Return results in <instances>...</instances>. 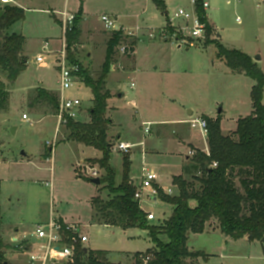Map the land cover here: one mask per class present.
<instances>
[{"label": "rangeland", "instance_id": "1", "mask_svg": "<svg viewBox=\"0 0 264 264\" xmlns=\"http://www.w3.org/2000/svg\"><path fill=\"white\" fill-rule=\"evenodd\" d=\"M169 2V18L179 10L193 9L191 0ZM204 2L209 5L205 11L207 20L216 30L211 40L248 55L264 74V0ZM17 7L25 10V18L8 33L25 37L23 52L28 67L10 89L8 110L0 113V232L6 245L5 258L9 264L14 261L20 264V254L28 248V238L12 241L16 228L36 240V227L63 221L82 225L88 238L84 248L108 252L111 264H140L141 254L146 257L153 252L147 232L139 235L134 230L106 227L93 212V200L99 197L106 201L109 193L107 183L99 186L92 183L93 169H97L98 179L106 177L104 170L91 164L94 159H102V153L69 142V131L66 127L57 130V112L50 106L41 105L38 110L29 106L34 102L32 92L44 88L59 93L63 99L79 100L81 107L76 109V119L89 123L93 107L91 90L78 84L63 91L56 60L47 55L48 51L61 49L64 34L57 21L63 20L64 13L84 15L80 27L84 26L87 38L81 40L83 46L78 48L77 55L94 79L101 73L106 43L113 33L105 28L102 16L114 17L119 24L141 31L136 70L131 59L135 40L125 38L116 49L117 70L108 77L113 94L108 110V118L112 120L108 141L113 145L122 141L137 145L127 154L112 150L110 165L116 173L117 185L122 181L125 156L129 159L135 156L140 164L134 177L140 183L145 152V167L157 174L161 188L171 189L172 177L181 174L182 163L190 156L189 142L203 152L207 150V140L199 129L191 128L192 133L189 132L188 121L205 116L215 120L221 115L223 132L229 135L240 119L251 114V93L256 81L231 71L218 58L216 44L208 45L207 40L200 47L186 49L149 39L150 31L143 26L151 29L163 26L167 17L152 0H20ZM46 43H49L47 52L43 50ZM123 46L128 47L125 55ZM41 54L45 55L44 64L37 63ZM0 79L6 82L4 77ZM122 94L124 97L120 98ZM24 115L28 121L23 119ZM146 128L150 133L145 134ZM54 143L51 154L50 146ZM197 175L200 179L201 174ZM193 187L200 189V184L194 181ZM146 206L155 214L151 222L155 225L172 214V208L160 202ZM218 230V223L213 220L207 233L189 234V249L207 255L199 264H264V244L247 238L233 240Z\"/></svg>", "mask_w": 264, "mask_h": 264}, {"label": "trees", "instance_id": "2", "mask_svg": "<svg viewBox=\"0 0 264 264\" xmlns=\"http://www.w3.org/2000/svg\"><path fill=\"white\" fill-rule=\"evenodd\" d=\"M153 3L158 10L165 11L162 0H153ZM196 10L206 25L207 44H216L218 58L231 71L256 81L251 93L253 110L249 116L238 121L232 135L223 134L221 115L215 120L206 116L202 118L208 125L209 154L196 151V155L184 166L183 175L173 178L174 195L156 188L157 198L172 208L171 216L157 225L148 221L147 212L135 200L137 187L130 179L129 156L123 159L124 172L119 185L110 165L114 145L108 141V131L112 125V120L107 116L108 103L112 95L107 88V78L111 66L116 63V49L124 41L123 34L121 31L113 32L107 43L101 73L96 79L76 59L77 48L81 45V14L75 16L73 28L66 39L68 60L80 67L79 77L93 94L90 122L83 124L69 119L65 126L70 133L68 141L101 152L102 159L92 160L91 164L106 172V177L99 179L100 185L107 183L109 198L106 201L99 197L94 199L93 209L104 225L147 232L153 245V252L149 250L153 257L150 264H199L207 255L189 249V234L207 233L208 225L213 220L218 223L221 233L233 240L247 238L254 243L264 239V74L248 55L228 50L217 40H211L213 29L200 3ZM24 18L22 8L2 6L0 0V76L6 80L0 79V113L8 110L10 89L27 69L28 59L23 55L24 36L8 33ZM136 45L137 40L132 46ZM33 103L50 106L53 112L58 113L60 97L39 89ZM49 153L52 154L51 149ZM214 163L217 164L215 168L212 167ZM198 173L201 174L200 179ZM194 181L200 184V189H194ZM5 246L0 232V264H9L5 258ZM106 256V252H86L83 246L77 245L74 264H111Z\"/></svg>", "mask_w": 264, "mask_h": 264}, {"label": "built area", "instance_id": "3", "mask_svg": "<svg viewBox=\"0 0 264 264\" xmlns=\"http://www.w3.org/2000/svg\"><path fill=\"white\" fill-rule=\"evenodd\" d=\"M13 0H1V4L9 5ZM200 3L204 11L209 9V5L204 0H191L192 11L179 10L171 18L168 19V25L164 29H160L155 32H151L148 38L151 40L161 39L169 43H174L178 48H197L200 47L207 39L206 25L202 23L198 13L197 5ZM101 21L103 22L106 29L112 32L121 31L123 34V39L134 38L137 40L140 33V29L136 30L130 29L126 31L120 28L118 20L114 17L108 15L102 16ZM75 22V16L69 15L67 13L63 14L62 27H63V42L62 47L57 52L48 51L47 55L57 58V67L60 73L61 87L63 91L71 90L75 85L82 83L79 77L80 67L78 65H73L68 60L67 54V34L72 30ZM49 43H46L43 50L47 52ZM128 47L123 46L122 54L125 55ZM38 64L45 63V55L41 54L37 58ZM135 85H132L134 88ZM81 107V102L79 100H69L60 97V105L57 113L58 128L65 127L69 119L76 120V109ZM23 119L28 121L27 115L23 116ZM190 128L200 130L201 135L207 140L208 138V125L205 120H190L188 121ZM30 124L33 125L32 122ZM149 128L145 129V133H149ZM49 146V144L47 143ZM55 146V143L50 146ZM137 145H130L124 142H120L114 145L113 151L118 153L127 154L130 153ZM209 154V150L205 152ZM145 152L142 156V166L140 170V183L136 186L135 200L140 203L141 209L146 211L143 207L144 204V193L146 191L150 192L147 197L152 199L157 197V190L154 188V184L157 181V175L154 171L149 170L145 167ZM190 156L194 157L196 151H190ZM213 168L217 167V164L212 165ZM91 177L96 179L99 177L98 171L93 169ZM169 194V193H168ZM147 212L148 221L152 222L155 220V214L149 210ZM34 236L39 240L43 248L39 252H34L30 256L29 264H58L60 262H71L75 260V249L77 245H84L88 242V238L83 233V229L80 225H69L62 222L50 221L46 225H40L36 227ZM152 255L143 256L141 254L140 264H150L152 261Z\"/></svg>", "mask_w": 264, "mask_h": 264}, {"label": "crops", "instance_id": "4", "mask_svg": "<svg viewBox=\"0 0 264 264\" xmlns=\"http://www.w3.org/2000/svg\"><path fill=\"white\" fill-rule=\"evenodd\" d=\"M153 1V0H152ZM163 1V3H164V5H165V11H161V13L163 14V15H166L167 17H166V23L163 25V26H160V27H155V28H149V27H147V26H143L144 28H145V31H150L149 33H151V32H155V31H158V30H160V29H164L165 27H167V25H168V19H169V16H168V13H167V11H169V9L171 8L170 7V2H169V0H162ZM18 2H20V1H13L12 3H10L9 5H12V6H15V7H17V3ZM2 6H4L3 4H2ZM156 7V6H155ZM19 8H21V7H19ZM23 9V8H22ZM156 9H157V7H156ZM24 10V9H23ZM158 10V9H157ZM25 11V10H24ZM158 16V15H157ZM83 17H84V15L82 16V20H81V22H80V24H79V28H80V30H81V39H80V41L83 39V42H84V40H85V38H87V36H85L86 35V30L84 29V26H82V27H80V25H81V23H82V21H83ZM159 17V16H158ZM153 19H154V16H153ZM59 22H62L61 20H59ZM208 23H209V20H208ZM119 24V23H118ZM210 25V24H209ZM119 26H120V28H122V29H124V30H126V31H129L130 30V28H128V26L124 23V24H119ZM211 26V25H210ZM212 27V26H211ZM213 28V31H214V34H215V32H216V30H215V28L214 27H212ZM141 32V31H140ZM88 33H91V32H88ZM112 34L113 33H110V35H109V37H108V40H107V43H108V41H109V39L111 38V36H112ZM149 35V34H148ZM25 38V37H24ZM138 39V42H137V45L134 47V51L135 52H133V56H132V60L134 61V70H136V58H137V56L139 55V47H138V43H140L141 42V37H140V35H139V37L137 38ZM155 41V40H154ZM156 41H158L159 42V44H164V45H169V44H171V43H169V42H167V41H163V40H161V39H156ZM107 43H106V46H107ZM26 45V39H25V44H24V46ZM81 46H83V43H82V41H81V45L80 46H78V48L79 47H81ZM61 47H62V45H61ZM77 48V52L79 51V49ZM155 48H157V49H159V47H155ZM60 49H56V51L55 52H57V51H59ZM106 50H107V48H106ZM23 55H24V57H26L25 56V53L23 52ZM106 56V55H105ZM88 57L91 59L92 58V56H91V53H88ZM27 58V57H26ZM28 59V58H27ZM76 59H77V61L79 62V64L83 67V69H85V70H88V68H86L84 65H82L83 63L78 59V55H77V53H76ZM55 60H57V58H55ZM105 61V60H104ZM104 64V63H103ZM56 65H57V61H56ZM27 67H28V65H27ZM116 67V65L114 64V65H112L111 66V72H110V74L112 73H115L116 72V70H117V68H115ZM56 68H57V71L59 72V69H58V67L56 66ZM133 70V71H134ZM88 72H89V70H88ZM109 74V75H110ZM109 77V76H108ZM79 85H83V83H80ZM80 88V87H79ZM107 88H108V90L111 92V95H113L112 94V91H111V89H110V87H109V84H108V78H107ZM39 89H42V90H44V91H46V92H49V93H52V94H54L56 97H62L59 93H57V92H52V91H48V90H46V89H44V88H38L37 90H35V91H33L32 93H35L34 94V96H33V98L36 96V94H37V91L39 90ZM31 94V93H30ZM122 97H124V95L122 94V95H120V98H122ZM111 100V99H110ZM110 102V101H109ZM29 103V102H28ZM31 104H33L34 106L33 107H31ZM29 103V106L31 107V109L32 110H38L39 109V107H41V104H34V103ZM108 106H109V103H108ZM110 107V106H109ZM108 110H109V108H108ZM190 117L193 115V112H190ZM108 116V115H107ZM210 118H212V117H210ZM77 120V119H76ZM89 122H90V118H89ZM221 129H222V132H223V121L221 122ZM237 129V128H236ZM236 129L235 130H232L231 132H230V134L229 135H232L235 131H236ZM189 132H191L192 131V129L189 127ZM149 133H150V130H149ZM192 133V132H191ZM146 134V133H145ZM223 134L225 135V133L223 132ZM120 141H122V140H120ZM69 142H71V141H69ZM122 142H124V141H122ZM120 143V142H119ZM125 143V142H124ZM189 146H190V151H201V152H203L200 148H198V147H196L193 143H190L189 142ZM88 148V147H87ZM207 150H208V144H207ZM207 150H205V152L207 151ZM193 157L192 156H189V157H186L185 158V160L183 161V163H182V167H181V174L179 175V176H181V175H183V168H184V166L187 164V163H189L190 162V160L192 159ZM89 160H92V159H89ZM94 160H98V159H94ZM86 161H88V160H86ZM130 162H131V169H130V178H132V182H134L135 183V185L136 186H139V184H138V181H136L135 180V178L134 177H137V172L139 173V166H140V164H138V162L136 161V157L135 156H133V157H131V159H130ZM97 170V169H96ZM157 175V174H156ZM174 177H178V176H173L172 177V179H171V189H169L168 191L167 190H165V189H163V188H161L160 186H159V184H158V181H159V178H158V176H157V181H156V183L153 185L154 186V188L156 189V188H159V189H161L163 192H165V193H169V194H174V193H176V190H175V186L173 185V178ZM97 179V178H96ZM189 180H190V177L188 178ZM150 194V192H148V191H146L145 193H144V204H143V207H144V209L147 211L148 210V208H147V206H146V203H152L153 205H155L157 202H160V203H162L157 197H154V198H152V199H149L148 197H147V195H149ZM109 198V197H108ZM108 200V199H107ZM163 204V203H162ZM149 211H151L150 209H149ZM93 212L94 213H96L94 210H93ZM151 212H153V211H151ZM97 215V214H96ZM62 223H63V221H62ZM69 225H79V224H69ZM104 225V224H103ZM81 227H82V229H83V233H84V227L82 226V225H80ZM104 226H106V227H111V226H108V225H104ZM135 231V230H134ZM219 231V230H218ZM15 232H16V237H13L12 238V241H19V238H20V240H23L24 238H28V239H26V240H28V242H27V249H26V252H24V253H22V254H20V264H28L29 263V260H30V256H31V254L32 253H34V252H39V251H41L42 250V248H43V245H42V243L39 241V240H34L33 239V235H31L32 237H30L28 234H26V233H21L20 232V230L18 229V228H16L15 229ZM135 232H137V231H135ZM138 234L139 235H141V232H138ZM31 249V251L29 252V250ZM86 249V248H85ZM89 249H87V251H88ZM91 251V250H90ZM93 252H99V251H93ZM102 252H104V251H102ZM106 254H107V256H106V260L109 262V260H108V256H109V253L108 252H106ZM24 256H26V258L24 259ZM16 256H14V258H15ZM12 263V262H11ZM110 263V262H109ZM12 264H16L15 263V261H14V263H12ZM60 264H66V262H61Z\"/></svg>", "mask_w": 264, "mask_h": 264}, {"label": "water", "instance_id": "5", "mask_svg": "<svg viewBox=\"0 0 264 264\" xmlns=\"http://www.w3.org/2000/svg\"><path fill=\"white\" fill-rule=\"evenodd\" d=\"M92 183H94L95 185H98V186L101 184L100 179H98V178L97 179H93ZM261 243H262V245L264 244V239L261 241ZM85 251L87 252V249H85Z\"/></svg>", "mask_w": 264, "mask_h": 264}]
</instances>
